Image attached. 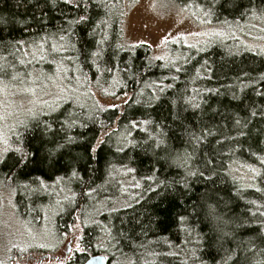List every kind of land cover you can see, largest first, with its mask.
I'll list each match as a JSON object with an SVG mask.
<instances>
[{"label": "trees", "instance_id": "16d2710c", "mask_svg": "<svg viewBox=\"0 0 264 264\" xmlns=\"http://www.w3.org/2000/svg\"><path fill=\"white\" fill-rule=\"evenodd\" d=\"M127 1L0 0V80L61 69L82 83L10 129L0 204L11 190L39 225L61 190L55 233L74 226L82 250L57 264H264V51L236 31L264 27V0H167L234 35L172 43L171 60L121 44ZM91 88L127 97L103 106ZM232 163L254 165L255 185Z\"/></svg>", "mask_w": 264, "mask_h": 264}, {"label": "rangeland", "instance_id": "374dc122", "mask_svg": "<svg viewBox=\"0 0 264 264\" xmlns=\"http://www.w3.org/2000/svg\"><path fill=\"white\" fill-rule=\"evenodd\" d=\"M259 21H254V24H258ZM121 28V44L124 47L132 48L138 44H147L151 48L152 58L165 60H171L167 47L172 43L205 46L218 38H234L230 25L212 23L203 14L196 15L188 7L174 5L167 0L125 2ZM236 31H240V40L245 45L264 51L262 25H244ZM66 71L59 69L58 72L40 74L36 77L37 81L0 80V156L6 149V140L12 131L10 129L16 127L27 115L39 110L52 109L61 99L76 93L80 85L82 88L78 76L72 79L73 83L66 80L69 77ZM91 89L103 106H112L118 100L127 97L126 95L108 97L102 94L101 89ZM230 169L244 184L255 185L258 170L254 165L232 163ZM60 193V189H54L53 209H45L41 224L31 225L19 219L13 192L11 190L2 192L0 259L5 264L17 261L24 264H57L82 250L80 231L74 226H70L68 233L64 235L55 233L52 217L58 209ZM122 197L124 199L123 195ZM121 201V198L118 199L120 204ZM103 242L105 239L99 240L98 243Z\"/></svg>", "mask_w": 264, "mask_h": 264}, {"label": "water", "instance_id": "95a60500", "mask_svg": "<svg viewBox=\"0 0 264 264\" xmlns=\"http://www.w3.org/2000/svg\"><path fill=\"white\" fill-rule=\"evenodd\" d=\"M108 257L104 253H93L89 255L82 264H107Z\"/></svg>", "mask_w": 264, "mask_h": 264}, {"label": "snow or ice", "instance_id": "6c2138e0", "mask_svg": "<svg viewBox=\"0 0 264 264\" xmlns=\"http://www.w3.org/2000/svg\"><path fill=\"white\" fill-rule=\"evenodd\" d=\"M65 2L67 3V2H69V0H65ZM79 5H77V7H78ZM81 19H84L83 17H81ZM63 37H61V39H62ZM92 55L93 56H95L96 55V53L95 52H93L92 53ZM135 126V125H134ZM20 162H22V161H18V163H20Z\"/></svg>", "mask_w": 264, "mask_h": 264}]
</instances>
